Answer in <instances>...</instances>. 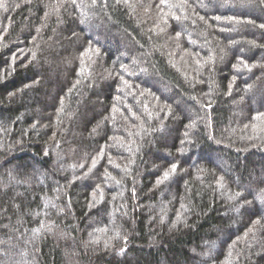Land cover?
<instances>
[{
  "label": "trees",
  "instance_id": "1",
  "mask_svg": "<svg viewBox=\"0 0 264 264\" xmlns=\"http://www.w3.org/2000/svg\"><path fill=\"white\" fill-rule=\"evenodd\" d=\"M128 2L0 7V264H264V4Z\"/></svg>",
  "mask_w": 264,
  "mask_h": 264
},
{
  "label": "snow or ice",
  "instance_id": "2",
  "mask_svg": "<svg viewBox=\"0 0 264 264\" xmlns=\"http://www.w3.org/2000/svg\"><path fill=\"white\" fill-rule=\"evenodd\" d=\"M93 3L95 4L96 3V0H93ZM123 3L128 6V7H131L132 5L129 4L128 0H123ZM161 3L164 5V7L168 8L169 10H171L172 8H180V9H183L185 6H187L188 4V0H178L177 3H171L170 0H161ZM260 3L261 4H264V0H260ZM67 4H71L73 7H76L77 6V0H65V8L67 6ZM5 6V0H0V7H4ZM100 7L101 9H103L104 7H107V0H100ZM53 10L56 11L57 13L59 12V5H56V6H53ZM46 15H48L46 13ZM172 16L175 20L179 21L181 18L179 16H176L175 13H172ZM200 20H204L205 17L204 16H200L199 17ZM213 19L215 20H220L221 17L220 16H213L212 17ZM185 19H187V17H185ZM229 22H234V23H237V24H240V23H245V24H254V21L252 20H246V21H241V20H238L236 19L235 17H227L226 18ZM259 27L261 28H264V24L262 25H259ZM223 30V29H222ZM88 52H91L92 49L91 47H89V49L87 50ZM13 62L15 61L16 57H13ZM241 63L243 64V61H241ZM256 65H247V64H244V67L248 69L249 72H251L252 70V67H255ZM262 67H264V65H262ZM3 77L0 76V79H2ZM121 79L123 80V76H121ZM124 84H128V81L127 80H124L123 81ZM207 107H211V105H207ZM113 111H118V109H116L115 107L113 108ZM111 162V161H110ZM96 166V161L93 160L92 161V167H95ZM82 167V165H81ZM91 169H89L90 171ZM177 170V165L173 164L170 168V172L171 173H175ZM88 173H84V175L86 176ZM82 177L80 176H76L75 179H81ZM169 178V172H165L164 175H163V179L164 180H167ZM108 179H114V177L111 176V174H107L106 177H105V180H108ZM220 181L222 182L223 181V177L220 178ZM117 184H119L120 182L119 181H116ZM159 183V181H158ZM99 190V189H98ZM134 191V190H133ZM103 195L102 191H101V196ZM240 193H236L235 196H229V199H235L237 197H239ZM93 196H95V192H93ZM260 200L261 202H264V196H261L260 197ZM55 205H53L54 207ZM257 223H259V221H257ZM118 235V234H117Z\"/></svg>",
  "mask_w": 264,
  "mask_h": 264
},
{
  "label": "rangeland",
  "instance_id": "3",
  "mask_svg": "<svg viewBox=\"0 0 264 264\" xmlns=\"http://www.w3.org/2000/svg\"><path fill=\"white\" fill-rule=\"evenodd\" d=\"M61 238H62L61 240H65V239H64V238H65L64 236H62Z\"/></svg>",
  "mask_w": 264,
  "mask_h": 264
}]
</instances>
